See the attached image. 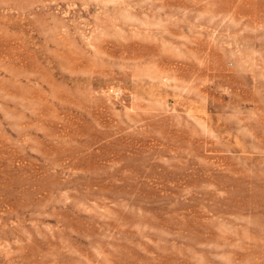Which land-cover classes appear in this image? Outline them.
<instances>
[{
	"label": "rangeland",
	"instance_id": "374dc122",
	"mask_svg": "<svg viewBox=\"0 0 264 264\" xmlns=\"http://www.w3.org/2000/svg\"><path fill=\"white\" fill-rule=\"evenodd\" d=\"M0 264H264V0H0Z\"/></svg>",
	"mask_w": 264,
	"mask_h": 264
}]
</instances>
